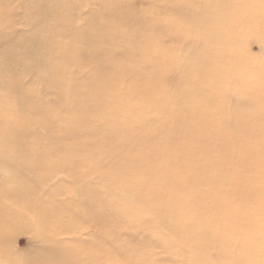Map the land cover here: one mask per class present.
<instances>
[{"label": "bare ground", "instance_id": "bare-ground-1", "mask_svg": "<svg viewBox=\"0 0 264 264\" xmlns=\"http://www.w3.org/2000/svg\"><path fill=\"white\" fill-rule=\"evenodd\" d=\"M11 1L0 0V22L12 28L7 41L0 40L7 65L0 71V109L12 116L22 110L29 120L3 132L22 144L36 133L27 130L33 127L45 134L41 145H52L18 176H45L43 190L56 189L50 196L76 208L77 193L99 212L85 208L76 228L56 225L52 235L45 228L35 257L17 264H165L174 258L198 264L201 256L209 263L220 256L218 264H262L263 60L243 61L242 41L223 32L235 25L226 13L232 4L251 1L178 0L184 19L168 14L152 24L128 0H26L23 13L11 12ZM160 1L156 17L169 10L167 0ZM257 5L261 0H252V10ZM214 8L220 14L213 15ZM29 15V27L15 30L14 22ZM29 78L30 92L23 84ZM49 95L54 102L46 104ZM58 179L64 184L56 187ZM108 212L122 227L139 230L137 245L116 243L119 231ZM91 220L100 233L84 235ZM8 223L0 226L3 239ZM60 233L71 239L59 240ZM211 246L222 250L204 253Z\"/></svg>", "mask_w": 264, "mask_h": 264}, {"label": "rangeland", "instance_id": "rangeland-1", "mask_svg": "<svg viewBox=\"0 0 264 264\" xmlns=\"http://www.w3.org/2000/svg\"><path fill=\"white\" fill-rule=\"evenodd\" d=\"M117 3H124L125 0H115ZM131 7L135 10V12L139 15L141 19H143L147 24H152L154 22H162L165 19L166 15H175L176 19H184L186 15L184 13H180V10H177L176 2L178 0H167V4L169 6V10L167 13L155 16V8L161 2L160 0H128ZM249 2V0H247ZM251 2L249 3H237L233 5L232 12L226 11V13L234 20L230 21V24L233 22L235 25L232 27H227L226 31H223L227 36H236L242 41L241 47L239 52L242 53V60L248 61L251 59L263 60V64L260 65L264 66V9H263V0H261V5H257L252 10ZM95 7V3H92L90 7L84 9L80 12V18H85L89 15L92 8ZM3 7H0L2 9ZM26 8V0H12L10 3V10L11 12L15 13H23ZM258 12L261 13L260 16H257ZM121 12L118 14L120 15ZM216 13L220 14L219 9H215L212 11L213 15ZM14 14V13H13ZM217 14V15H218ZM164 15V16H163ZM234 15L235 18L232 16ZM31 15L27 16L26 18L23 17L17 19L14 22L15 30H22L24 29L25 23L28 24L29 21L27 20L30 18ZM163 16V17H162ZM256 18L261 20V23L256 20ZM105 24V23H101ZM12 28L6 24L4 21L0 22V40L7 41V37L11 32ZM27 32H25L26 34ZM239 34V36H238ZM242 35V36H241ZM72 34L65 35L66 40H71ZM144 36L140 37L138 41H142ZM155 45V43H153ZM166 46V45H165ZM263 51V52H262ZM194 55L198 56L199 51L195 50ZM122 57L125 59H130L131 56L128 52L122 54ZM263 58V59H262ZM4 58L2 56V51L0 47V71H5L7 65H3ZM264 71V68H263ZM28 92H30L33 88L32 79L29 78L23 83ZM230 82H226L225 85H229ZM37 85V84H36ZM38 86V85H37ZM172 87H175V83H171ZM45 88V87H44ZM46 89V88H45ZM53 96L49 95L44 97L45 103L49 104V102L53 101ZM33 101H31L32 103ZM5 102L0 101V108L4 105ZM45 104V105H46ZM22 110H18V114L12 116L11 114H7L2 112L0 109V181L6 179L10 182L2 183L0 186V226H3L6 220H9L8 225L11 226L7 232H2L3 235L6 236V239L0 237V264H17L21 260H25L23 263H29L35 257L36 248L41 244V241L38 240L37 236L39 233L45 235L44 229H49V233L52 235L51 228L57 227L56 225H61L63 228H76L81 224L82 213L85 211L86 205L81 202L77 195V193H73V202L76 208H69L70 204L66 202L63 196L53 197L49 194L56 192L54 191L53 187L47 188L43 190L42 184L44 182L47 183L48 179L45 176L39 177L34 173L33 179H28L26 176L21 175L18 171L30 172L28 170H24L28 165L34 166L39 161V159L43 156L40 152L45 150L52 149V145L47 144H40L39 142H43L45 140V134L40 132L37 129H33V127H28V131L36 132L31 136H28V139L25 140L24 143L18 144L17 141L15 142L12 138V134H7L3 132V130H13L16 128L17 125L21 124L22 122L27 123L29 120L28 118L22 117ZM4 114V117H3ZM56 117V115H55ZM12 119V120H9ZM27 120V121H26ZM44 122V121H42ZM17 123V124H16ZM11 133V132H10ZM66 146V145H65ZM59 149H64L63 146L59 147ZM13 155L16 157L13 159ZM13 162L15 164L13 167L10 163L5 162ZM35 170V171H34ZM31 169V176L32 172H36V169ZM25 171V172H24ZM15 175V176H14ZM39 177V178H38ZM52 180V183L56 186V184H64V181ZM169 183V180L166 181ZM82 186L81 184H79ZM64 186V185H63ZM264 186V185H263ZM57 187V186H56ZM208 191V189H206ZM84 192V191H83ZM99 191L95 194H97ZM264 193V189H263ZM43 197H47L48 202H43L41 199ZM79 201V202H78ZM41 203H45L42 205ZM46 203L48 206H46ZM119 207L124 209L123 204H119ZM87 211L95 213L99 215L98 210L95 208L94 205L88 206L86 208ZM126 210V208L124 209ZM64 211L63 216L60 213ZM77 214L79 219L77 218ZM94 214V215H95ZM60 215V217H59ZM108 217L116 224L111 225L112 230L117 232L119 231V238L117 239L116 243L121 245L122 243H129L131 245H137L139 241V230L135 229L133 226H126L122 227L119 222L120 217L115 212H108ZM96 220H91L88 224L86 231L83 233L86 235L89 232H97L98 234L100 231L96 228ZM2 228V227H0ZM62 228V229H63ZM223 227H221L222 229ZM98 230V231H97ZM84 235H81L84 238ZM245 236V235H244ZM231 237L230 235L227 238ZM59 240L68 241L71 239L70 236L61 234L57 237ZM227 238H225L227 240ZM246 240V239H245ZM254 242H259L258 237H254ZM251 241V242H253ZM208 243V242H207ZM42 245V244H41ZM206 247L205 245H203ZM82 248V246H80ZM79 248V249H80ZM222 250V249H220ZM218 248L215 246H211V248L207 249L204 253H213L216 251L220 252ZM208 251V252H207ZM155 257L160 256V250L155 249L154 251ZM206 256H201L199 258L198 264H218L222 262L224 259L223 257H212V261L209 263L208 260H205ZM227 259V257L225 258ZM233 259H237L234 257ZM194 260V259H191ZM229 260V259H228ZM235 261V260H232ZM22 263V264H23ZM165 264H186L184 261L179 263L174 258V262L166 260ZM262 264H264V243H263V260Z\"/></svg>", "mask_w": 264, "mask_h": 264}]
</instances>
